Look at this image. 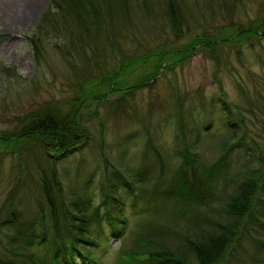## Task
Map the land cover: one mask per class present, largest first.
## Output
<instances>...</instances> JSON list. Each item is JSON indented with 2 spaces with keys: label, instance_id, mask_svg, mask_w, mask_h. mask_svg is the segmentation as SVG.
<instances>
[{
  "label": "rangeland",
  "instance_id": "374dc122",
  "mask_svg": "<svg viewBox=\"0 0 264 264\" xmlns=\"http://www.w3.org/2000/svg\"><path fill=\"white\" fill-rule=\"evenodd\" d=\"M29 1L36 3L34 12L28 20L21 18L13 26L12 16ZM185 1L191 16L188 32H182L180 38L172 35L163 12L165 3L160 0H149V9H143V0H128L130 12L123 9L121 14L116 0H98L104 8L99 27L90 8H86L90 15L83 21L86 25L82 29L76 21L73 23L74 14L57 12L52 0H20L15 7L0 8V216L12 207L25 217L40 220L36 200L38 162L50 154L45 153L37 136L28 133L19 136L31 127L29 114L60 108L58 114L63 115L70 112V107L76 109V128L85 129L90 136L85 139L86 133L82 135L78 145L87 140L88 144L76 146L70 155L57 162L63 200L76 202L91 196L97 204L99 193L92 180L100 179L103 155L113 165L132 167L136 174L138 166L153 158L152 151H148L152 155L148 156L144 150L145 144L151 142L166 166V178L173 177L176 171L189 170L190 165H184L179 154L183 145L176 135L179 118L189 123L191 112L202 130L201 142L196 144L198 161L204 164L214 161L221 148L220 138L226 132L220 118L224 115L219 94H223L232 110L233 122L240 117L244 119L246 128L239 123L238 130L239 136L246 138L232 148L228 171L213 190L214 210L210 216L219 219L217 214L223 209L220 203L225 194L237 191L241 182L237 176L246 171L247 160L253 159L249 150L257 154L250 140L264 149V28L260 36L257 32L262 26L264 0ZM103 2L109 5L104 7ZM107 25H112V29ZM202 35L222 41L227 38L225 44L216 43L218 59L213 58V47L194 46ZM180 50L191 53L150 79L149 72L159 52ZM133 60L136 65L125 66ZM80 85L88 93L82 99ZM234 107L241 111L240 115L234 112ZM145 128L149 129L148 136L144 134ZM154 161L150 168H158ZM165 181H158L159 186ZM119 195L121 198L123 193ZM126 213L131 230L123 233V241L117 237L101 240V244L105 241L106 252L95 256L101 264H115L118 255L130 256L143 250L134 242L141 220L164 221L163 215L158 217L141 209L129 207ZM186 213L188 216L183 218L191 217L189 211ZM164 228H169L171 236L174 231L185 234L181 231L187 226L182 220ZM258 234L254 233L242 242V248L235 249L232 264H238V259L246 261L247 255L255 253L257 240L261 239ZM0 255L10 261L17 259L1 246ZM128 263L141 264L132 260Z\"/></svg>",
  "mask_w": 264,
  "mask_h": 264
},
{
  "label": "trees",
  "instance_id": "16d2710c",
  "mask_svg": "<svg viewBox=\"0 0 264 264\" xmlns=\"http://www.w3.org/2000/svg\"><path fill=\"white\" fill-rule=\"evenodd\" d=\"M160 2L165 3L163 12L172 35L180 38L183 36L182 32L185 30L188 32V18L191 16L187 12L186 1L160 0ZM148 3L149 0H143L145 6L143 9H149ZM108 5L103 2L104 7ZM52 6L59 13L65 12L69 16L74 14L73 23L76 21L81 29L86 25L83 21L90 15L86 8H90L98 27L102 21L100 12L104 8H101L98 0H52ZM116 7L120 14L123 9L127 12L131 9L128 0H116ZM260 21L262 26L257 29L259 36L262 27L264 28V16ZM108 28L112 29V25ZM245 32L253 35L251 31ZM254 32L256 33V29ZM212 38L203 36L194 42V46L211 49L213 47L211 50L213 58L218 59L215 53L219 47L216 43L225 44L227 38H224V41ZM31 42L34 43V40ZM189 53L191 52L181 50L159 52L154 66L150 69V79H154L161 69L164 71L169 64L179 62L180 57ZM163 62H166L165 67L162 66ZM136 64L134 60L127 61L125 66ZM80 89L81 99L85 98L88 95L83 92L85 87L80 85ZM219 99L223 108L221 113L224 115L220 118L226 132L220 138L221 148L214 161L209 164L198 161L196 144L201 142L202 130L195 121L194 113L191 112L190 116H187L191 127L180 117L176 135L177 140L183 145L179 154L182 156L183 164L190 165L189 170L176 171L173 177L166 178V166L160 153L154 151L151 142H147L150 138L146 141L144 150L148 156H152L148 152L152 151L154 159L151 157L149 161L148 158V164L138 166L136 174L132 167L128 169L125 165H113L103 155L104 168L100 179L92 180L99 193L100 201L97 204L91 196L86 200L79 198L76 202L63 200L64 192L56 167L57 162L70 155L76 146L88 144L87 140L78 145L82 135L86 133L85 139L90 136L85 129L80 128L79 131L76 128L78 114L76 109L70 107V112L63 115L58 114L60 108L40 111L37 115L29 114L27 118L30 119L31 127L19 136H28L26 133L37 136L42 147L46 149L43 148L45 153L50 154L49 158L43 157L42 160L39 159L42 162H38L40 178L37 182L39 192L36 194V200L37 211L41 212V216L39 220L25 217L16 208L9 207L4 210L0 216V246L4 252H10L17 259L10 261L9 257L5 256L7 258L5 259L0 255V264H101L95 257L106 252L105 241L101 244V240L117 237L123 241L125 237L123 233L131 230L130 220L125 215L129 207L141 209L145 213H154L158 217L163 215L165 225L161 218L159 222L141 220L142 226L139 233H136L137 238L134 242L143 250L130 256L116 255L115 264H130L128 260L141 264H230L235 260L233 255L235 249L242 248V242L248 237L252 238L251 235L254 233H259L258 236L261 238L257 240L258 247L253 250L255 253L247 255L246 261L238 259V264H264V149L253 140L250 141L254 143L257 154H253L254 150H249L248 155L253 159L247 160L249 163L245 166L246 171L237 176V180L241 181L239 185H234L238 186L237 191L225 194L224 200L220 203L223 212L217 214L219 219L210 216L214 210L211 208L214 202L213 190L228 171L230 152L234 145L240 144L246 138L240 137L238 130L239 123L243 125V129L246 128L244 119L240 117L238 122H233L232 110L229 109L230 105L225 101L224 95L219 94ZM234 109H236L234 112L240 115L241 111H238L237 107ZM213 123L214 121L211 125ZM144 134L149 135L148 128H145ZM51 152L56 154L51 155ZM154 160L158 168H150L151 164L155 165ZM251 163L253 166H250ZM161 179L167 181L159 186L158 181ZM149 188H152V191H149ZM121 192L123 196L120 198ZM163 198L165 201H161ZM186 211L190 212L191 217L183 218L188 216ZM181 219L186 222L187 228L181 231L185 234L174 231L175 235L170 236L167 232L170 231L169 228L164 226L179 223ZM257 252L261 256H258Z\"/></svg>",
  "mask_w": 264,
  "mask_h": 264
},
{
  "label": "bare ground",
  "instance_id": "6f19581e",
  "mask_svg": "<svg viewBox=\"0 0 264 264\" xmlns=\"http://www.w3.org/2000/svg\"><path fill=\"white\" fill-rule=\"evenodd\" d=\"M20 0H0V8H6L7 6H13L15 7ZM36 3L34 1H29V3H24L21 5V7L18 8L17 15L15 17L12 16L11 18V24L14 26L17 20H20L21 18L28 20L32 13L34 12V9L36 8ZM12 12V9L9 11ZM9 13V14H10ZM16 17L18 19H16ZM21 21V20H20Z\"/></svg>",
  "mask_w": 264,
  "mask_h": 264
}]
</instances>
